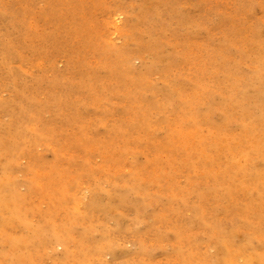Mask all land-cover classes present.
I'll use <instances>...</instances> for the list:
<instances>
[{"label":"rangeland","instance_id":"rangeland-1","mask_svg":"<svg viewBox=\"0 0 264 264\" xmlns=\"http://www.w3.org/2000/svg\"><path fill=\"white\" fill-rule=\"evenodd\" d=\"M0 264H264V0H0Z\"/></svg>","mask_w":264,"mask_h":264}]
</instances>
